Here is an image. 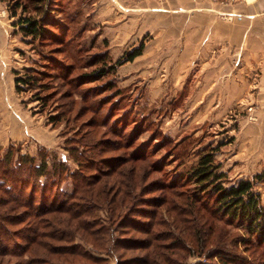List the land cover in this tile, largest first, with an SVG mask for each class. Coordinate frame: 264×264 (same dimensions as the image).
Masks as SVG:
<instances>
[{
  "label": "rangeland",
  "instance_id": "374dc122",
  "mask_svg": "<svg viewBox=\"0 0 264 264\" xmlns=\"http://www.w3.org/2000/svg\"><path fill=\"white\" fill-rule=\"evenodd\" d=\"M16 1L30 2L0 0V26L5 44H9V52L0 54L2 148L14 143L21 152L35 157L43 151L50 162L54 157L65 159L69 170L81 171L85 176H93L98 168H107V164L114 165L129 152H146L149 161L159 168L149 179L177 176L181 180L186 176L185 170L197 162L199 154L215 146L219 147L215 158L221 162L230 182L261 174L254 182V189L264 205V157L258 167L249 169L245 168L241 157L233 163L228 161L235 152H238L236 156L239 152L245 154L246 146L253 151L257 146L264 147V140L257 142L256 139L258 134H264V101L197 102L191 99L193 69L190 65L187 69H177V62L167 61L172 54L174 56L169 52L175 50L176 45L166 42V35L159 34L160 30L152 26L154 19L147 14L149 10H165L169 0L53 1L50 8L58 10L54 12L61 17L66 33L49 43L22 37L16 25L22 14L21 6L16 7V15L11 16ZM140 42L143 43L141 54L117 64L113 73L106 72L96 78L85 76L100 64L114 63ZM65 65L72 69H64ZM24 67H34L45 75H40L32 88L16 91L15 85L8 82L14 79L15 71L24 72ZM35 92L43 96L44 101L37 99ZM53 114L57 119L54 124L48 122ZM93 118L98 124L94 127L109 130V133L93 137L97 143L89 148L84 143L89 141L87 131L94 128L89 125ZM126 139L132 140V145L115 150ZM99 142L110 149L102 152ZM79 151L83 152L82 166L73 159V154ZM239 170L246 176H238ZM61 187L70 191L72 178L63 180ZM97 214L106 222L103 207ZM163 217L167 218L168 214L164 212ZM19 226L22 224L14 228ZM227 228L237 234L243 232L233 225ZM3 242L9 247L0 250V264H14L18 257L12 251L15 243H22L23 239L2 235L0 243ZM237 242L233 256L245 260V264H264V253L260 252L264 245L246 247L242 241ZM94 254L105 257V264H117V252ZM132 254L138 253H126ZM206 256L190 253L180 262L219 264Z\"/></svg>",
  "mask_w": 264,
  "mask_h": 264
},
{
  "label": "trees",
  "instance_id": "16d2710c",
  "mask_svg": "<svg viewBox=\"0 0 264 264\" xmlns=\"http://www.w3.org/2000/svg\"><path fill=\"white\" fill-rule=\"evenodd\" d=\"M53 1L59 0L14 3L11 16L21 6L16 25L23 38L49 43L65 35L61 17L50 8ZM142 49L140 42L114 63L97 64L85 76L113 73L117 64L133 60ZM15 73L16 91L32 88L45 75L34 67ZM34 95L44 101L37 92ZM56 121L54 114L49 116V123ZM89 125L98 126L94 118ZM107 131L88 130L89 141L84 144L94 147L93 137ZM131 141L120 142L115 150L130 147ZM14 145L0 146V240L2 235L23 239L12 251L18 257L14 264H105V257L94 254L101 252H117V264H181L180 259L190 253L205 254L219 264H245L233 256L237 241L246 247L264 245V205L254 189L261 174L230 182L215 158L219 147L202 151L180 180L177 176L149 179L159 168L146 152H129L114 165L95 168L93 176H85L69 170L65 159L54 157L50 162L43 151L35 157ZM100 145L102 152L110 149ZM82 154H73L78 165L83 164ZM67 177L73 181L70 191L61 187ZM102 207L106 222L97 214ZM230 225L242 229V234L227 228ZM8 247L0 243V250ZM128 251L138 254L128 256ZM260 252L264 253V246Z\"/></svg>",
  "mask_w": 264,
  "mask_h": 264
},
{
  "label": "crops",
  "instance_id": "0c3cea01",
  "mask_svg": "<svg viewBox=\"0 0 264 264\" xmlns=\"http://www.w3.org/2000/svg\"><path fill=\"white\" fill-rule=\"evenodd\" d=\"M147 14L166 42L176 45L167 61L177 62V69H193L192 100L264 101V0H169L165 10ZM4 52L9 44L0 26V54ZM256 139L264 140V134ZM240 153L228 161L241 157L245 168H256L264 147L253 151L246 146ZM237 174L246 176L242 170Z\"/></svg>",
  "mask_w": 264,
  "mask_h": 264
},
{
  "label": "built area",
  "instance_id": "2783aa9c",
  "mask_svg": "<svg viewBox=\"0 0 264 264\" xmlns=\"http://www.w3.org/2000/svg\"><path fill=\"white\" fill-rule=\"evenodd\" d=\"M223 1V0H222ZM224 1H227V0H224Z\"/></svg>",
  "mask_w": 264,
  "mask_h": 264
}]
</instances>
